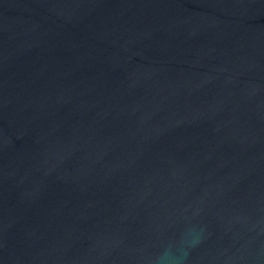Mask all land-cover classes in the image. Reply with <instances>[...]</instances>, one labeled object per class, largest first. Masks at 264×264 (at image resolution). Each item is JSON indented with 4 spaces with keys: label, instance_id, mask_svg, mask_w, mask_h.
Here are the masks:
<instances>
[{
    "label": "water",
    "instance_id": "95a60500",
    "mask_svg": "<svg viewBox=\"0 0 264 264\" xmlns=\"http://www.w3.org/2000/svg\"><path fill=\"white\" fill-rule=\"evenodd\" d=\"M264 264V0H0V264Z\"/></svg>",
    "mask_w": 264,
    "mask_h": 264
},
{
    "label": "clouds",
    "instance_id": "9594fccd",
    "mask_svg": "<svg viewBox=\"0 0 264 264\" xmlns=\"http://www.w3.org/2000/svg\"><path fill=\"white\" fill-rule=\"evenodd\" d=\"M194 233L195 230L190 229L178 242L163 248L153 264H185L188 249L199 242Z\"/></svg>",
    "mask_w": 264,
    "mask_h": 264
}]
</instances>
